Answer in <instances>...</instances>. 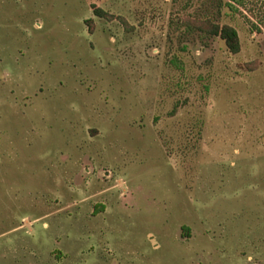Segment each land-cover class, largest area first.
Segmentation results:
<instances>
[{
  "label": "rangeland",
  "instance_id": "obj_1",
  "mask_svg": "<svg viewBox=\"0 0 264 264\" xmlns=\"http://www.w3.org/2000/svg\"><path fill=\"white\" fill-rule=\"evenodd\" d=\"M263 2L0 0V264H264Z\"/></svg>",
  "mask_w": 264,
  "mask_h": 264
},
{
  "label": "trees",
  "instance_id": "obj_2",
  "mask_svg": "<svg viewBox=\"0 0 264 264\" xmlns=\"http://www.w3.org/2000/svg\"><path fill=\"white\" fill-rule=\"evenodd\" d=\"M218 8H226L229 13L234 14L237 11V8L234 7L233 3L226 1L225 3L218 2ZM264 7V2L262 3ZM94 14L98 17H108L104 12L100 9L95 8ZM184 26L186 27V31L198 33L200 35L206 37H218L220 40L223 41L226 49L231 54H237L240 51V41L238 37V33L232 26L228 24H220L211 20L210 18L206 19H199V18H192L189 17L184 19L183 21ZM90 27L92 26L91 21L89 22ZM256 32H260L259 28H256ZM250 70H253L254 67H249Z\"/></svg>",
  "mask_w": 264,
  "mask_h": 264
}]
</instances>
